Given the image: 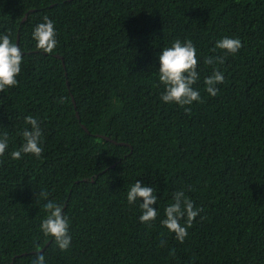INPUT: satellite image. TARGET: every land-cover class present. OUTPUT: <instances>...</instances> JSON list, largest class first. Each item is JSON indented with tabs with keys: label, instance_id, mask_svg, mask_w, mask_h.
Masks as SVG:
<instances>
[{
	"label": "trees",
	"instance_id": "1",
	"mask_svg": "<svg viewBox=\"0 0 264 264\" xmlns=\"http://www.w3.org/2000/svg\"><path fill=\"white\" fill-rule=\"evenodd\" d=\"M44 16L51 54L32 36ZM3 34L23 62L0 92V264H32L36 244L46 264H264V0H0ZM224 37L243 47L213 52ZM177 39L197 49L191 113L161 99L159 55ZM214 69L225 82L212 97ZM29 115L43 153L13 160ZM136 181L158 198L151 227L127 200ZM178 190L202 209L183 243L160 223ZM41 191L65 206L66 251L40 229Z\"/></svg>",
	"mask_w": 264,
	"mask_h": 264
},
{
	"label": "clouds",
	"instance_id": "2",
	"mask_svg": "<svg viewBox=\"0 0 264 264\" xmlns=\"http://www.w3.org/2000/svg\"><path fill=\"white\" fill-rule=\"evenodd\" d=\"M44 22L38 24L33 33V39L36 40V47L44 53L51 54L57 47V33L54 22L48 17H43ZM243 47L239 38L224 37L218 40L213 52L216 49L225 51L228 54L235 55ZM23 62V53L20 47L13 43L9 34L0 35V92L6 88L18 85L17 76L21 73ZM159 82L164 85L165 91L161 99L165 103H175L185 108V112L191 113L193 102H203L201 94L194 89V85L199 80L197 71L198 58L197 49L192 40L181 42L175 40L171 47H165L159 55ZM205 63L223 64V56L206 57ZM225 82L224 74L218 69H214L213 74L206 77L204 83L207 93L215 97L219 93L217 85ZM64 97L60 98V103L65 102ZM25 123L31 125V130L23 129L20 133L24 143L19 150H13L10 155L13 160L23 158L22 154H31L40 158L43 153L41 146V137L43 132L40 123L33 116L25 118ZM8 133L4 132L0 136V157H3L8 149ZM3 160H0V164ZM40 196L47 202L44 204V210L47 213L46 218L40 225V229L45 237H53L55 244L61 251L70 248L72 238L69 234V219L64 214V205L48 199L49 193L41 191ZM157 195L155 189L150 186H142L140 181H136L127 193L129 204L137 200L142 201L140 204L142 215L139 217L140 222L151 227L156 221L159 213L154 205L157 204ZM173 203L169 204L165 210V219L160 221L161 225L166 227L169 232L175 234V238L183 243L188 236V229L192 227L193 221L200 214L202 209L196 208L191 199H189L183 190L173 193ZM184 221V224L181 223ZM163 244L164 241H161ZM36 259L32 264H46L45 255L40 251V246L36 244ZM175 254V249L172 250Z\"/></svg>",
	"mask_w": 264,
	"mask_h": 264
},
{
	"label": "water",
	"instance_id": "3",
	"mask_svg": "<svg viewBox=\"0 0 264 264\" xmlns=\"http://www.w3.org/2000/svg\"><path fill=\"white\" fill-rule=\"evenodd\" d=\"M28 15V14H27ZM27 15L25 16V18L23 19V20H25L26 19V17H27ZM18 42V41H17ZM109 139V138H108Z\"/></svg>",
	"mask_w": 264,
	"mask_h": 264
}]
</instances>
